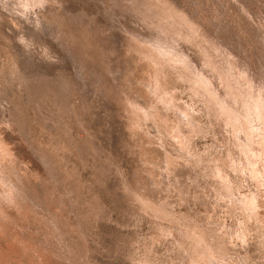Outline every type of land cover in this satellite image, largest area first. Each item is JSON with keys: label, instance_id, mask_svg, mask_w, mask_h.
Segmentation results:
<instances>
[{"label": "rangeland", "instance_id": "374dc122", "mask_svg": "<svg viewBox=\"0 0 264 264\" xmlns=\"http://www.w3.org/2000/svg\"><path fill=\"white\" fill-rule=\"evenodd\" d=\"M108 1L0 0V264H264V0Z\"/></svg>", "mask_w": 264, "mask_h": 264}, {"label": "bare ground", "instance_id": "6f19581e", "mask_svg": "<svg viewBox=\"0 0 264 264\" xmlns=\"http://www.w3.org/2000/svg\"><path fill=\"white\" fill-rule=\"evenodd\" d=\"M108 1V0H107ZM101 2V1H100ZM104 3H106V2H104ZM108 3H109V1H108ZM140 3V2H139ZM79 4V3H78ZM108 5V4H107ZM103 6V5H102ZM107 13H108V11H107ZM86 14V13H85ZM84 14V15H85ZM106 15V14H105ZM81 16H83V15H81ZM87 17V16H86ZM92 18V17H91ZM74 20V19H73ZM51 21V20H50ZM102 22V21H101ZM96 25V24H95ZM96 27V26H95ZM105 27V26H104ZM107 30V29H106ZM115 30V29H114ZM132 32V31H131ZM49 37V36H48ZM144 42V41H143ZM68 48V47H67ZM72 50V49H71ZM78 58V57H77ZM70 60V59H69ZM76 60V59H75ZM71 61V60H70ZM42 63V62H41ZM75 66V65H74ZM54 72V71H53ZM64 72V71H63ZM71 79V78H70ZM26 80V79H25ZM45 80V79H44ZM52 81V80H51ZM64 84H66V83H64ZM74 84V83H73ZM37 89V88H36ZM2 141V140H1Z\"/></svg>", "mask_w": 264, "mask_h": 264}]
</instances>
